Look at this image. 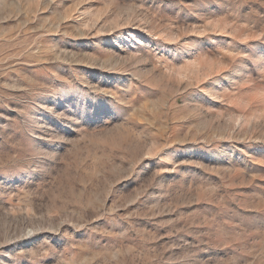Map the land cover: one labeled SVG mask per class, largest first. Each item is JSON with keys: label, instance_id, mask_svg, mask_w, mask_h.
<instances>
[{"label": "rangeland", "instance_id": "rangeland-1", "mask_svg": "<svg viewBox=\"0 0 264 264\" xmlns=\"http://www.w3.org/2000/svg\"><path fill=\"white\" fill-rule=\"evenodd\" d=\"M0 264H264V0H0Z\"/></svg>", "mask_w": 264, "mask_h": 264}]
</instances>
